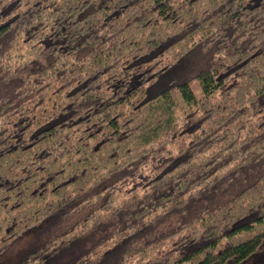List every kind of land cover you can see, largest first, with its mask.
<instances>
[{
	"label": "trees",
	"instance_id": "1",
	"mask_svg": "<svg viewBox=\"0 0 264 264\" xmlns=\"http://www.w3.org/2000/svg\"><path fill=\"white\" fill-rule=\"evenodd\" d=\"M30 231L13 264H264V0H0V257Z\"/></svg>",
	"mask_w": 264,
	"mask_h": 264
},
{
	"label": "rangeland",
	"instance_id": "2",
	"mask_svg": "<svg viewBox=\"0 0 264 264\" xmlns=\"http://www.w3.org/2000/svg\"><path fill=\"white\" fill-rule=\"evenodd\" d=\"M166 85V81H161L155 86L151 87L150 92L156 93L161 90ZM33 234L32 231L28 232L25 237L16 242L4 255L0 257L1 264H13L17 259L22 250L27 246L31 240ZM259 256H253L248 260L244 261L242 264H255L259 260Z\"/></svg>",
	"mask_w": 264,
	"mask_h": 264
}]
</instances>
